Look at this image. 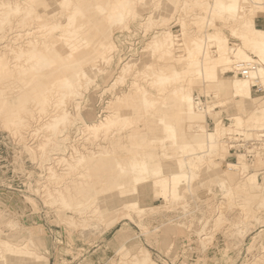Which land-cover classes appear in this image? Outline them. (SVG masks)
Listing matches in <instances>:
<instances>
[{
	"label": "rangeland",
	"instance_id": "rangeland-1",
	"mask_svg": "<svg viewBox=\"0 0 264 264\" xmlns=\"http://www.w3.org/2000/svg\"><path fill=\"white\" fill-rule=\"evenodd\" d=\"M120 1L0 0V264H264V87L208 41L264 0Z\"/></svg>",
	"mask_w": 264,
	"mask_h": 264
},
{
	"label": "bare ground",
	"instance_id": "bare-ground-1",
	"mask_svg": "<svg viewBox=\"0 0 264 264\" xmlns=\"http://www.w3.org/2000/svg\"><path fill=\"white\" fill-rule=\"evenodd\" d=\"M126 2H127V0L119 2L117 7H119L120 9L116 12V16L114 17L116 20H120L122 18L123 12H122L121 8H123L126 5ZM239 2H240L239 0H218L217 3L214 5V7H216V9L218 11L225 12V13H230V14H235V13H237V11L239 12V7H240L239 6ZM252 4H254V3L252 2ZM3 9L1 7V10H3ZM2 12H5V10L2 11ZM7 14H5V15L7 16ZM241 15H242V13H241ZM2 16H4V15H1L0 19H1ZM8 23H9V21H8ZM13 26H14V24H13ZM16 26H17V24H16ZM6 27H7V25H6ZM11 27H12V25H11ZM24 27H25V25H24ZM6 33H8V35H10L9 31L8 32L6 31ZM3 36H4V34H3ZM3 36H2V38H3ZM232 36L242 44L241 47H237V48L235 47L236 49H234V48L231 49L228 46V45H231V43L229 44L228 39L225 38V37L224 38L223 37L220 38V37L213 36L208 41L211 44H213V47H214L213 53L215 54L216 57H219L220 59H226V56H227V54L230 51V53L233 52L235 57L238 58V60L234 63V66L236 65V67L233 66V69L237 70V71H241V74L245 70L244 72H245L246 76L245 75L242 76L245 79H240V80H235V81L230 82L229 87H228L229 88V93L231 95V99L232 98H235V99L237 98V99H239V101H244V103L246 101V103H249L250 99L252 98L251 96H249V93H251V91H252L251 87H254V86H259L260 88L264 87V70L259 69V68L257 69V63L252 61V58L248 55L247 51L250 52L251 54H253L254 57L257 58V61H258V63L260 65L264 66V30L256 29V28H254L253 24H249V25H247L245 27V30H243V32H239V33L232 32ZM2 38H1V41H2ZM5 38H7V37H5ZM11 38H12V40H14L13 39L14 37H11ZM17 38L18 37H16V39ZM155 46H157V44H154V47ZM9 47H11V46H9ZM2 52H3V50H2ZM5 52H7V51L5 50ZM5 52H3V53H5ZM3 53H2V56H3ZM6 54H4V56ZM118 57H119V55H118ZM8 60H10V59L8 58ZM115 60H117V58ZM6 62H8V61L5 58L4 62L2 63L4 65V71L6 69H9V67H11V66L7 67L6 66L7 65ZM86 74H87V72H84V73L81 74V76L85 77ZM158 79H159V77H158ZM58 83L57 84L62 89L70 90V92L74 91L75 81L71 82V80L69 78L64 77L63 79L59 80ZM141 97H144V99L142 98L143 100L146 99L145 95H143ZM179 99L184 104L183 105L184 106L183 109H184L185 113H188V111H190L189 113H191V104H193V103H191L192 99H191L190 95L186 94L185 92H182L180 97H179ZM93 106H94V102L89 104V106L87 108L82 109L81 112H80L86 123H90V122L93 123V124H87V127H97V125L99 123H101L100 122L101 120L98 122V124L95 123V121L98 118V114H97V109H95V107H93ZM252 115H254L253 120H254L255 126L256 125L257 126L258 125L259 126H264V108L253 112ZM232 120L236 124L242 126L241 117L239 115H233L232 116ZM225 133L227 135H232L231 133L229 134L228 132H225ZM257 136L261 137V138H264V133H258Z\"/></svg>",
	"mask_w": 264,
	"mask_h": 264
},
{
	"label": "crops",
	"instance_id": "crops-1",
	"mask_svg": "<svg viewBox=\"0 0 264 264\" xmlns=\"http://www.w3.org/2000/svg\"><path fill=\"white\" fill-rule=\"evenodd\" d=\"M123 36H124V34H122ZM125 37H127V36H125ZM127 45H129V43L127 42ZM121 49H123L124 47L123 46H119ZM124 49H126V47L124 48ZM116 52L114 53V56H113V61L112 62H114V60L116 59ZM143 227H144V225H143ZM144 228H142V230H143ZM149 231V230H148ZM149 253V252H148ZM157 264V263H156Z\"/></svg>",
	"mask_w": 264,
	"mask_h": 264
},
{
	"label": "built area",
	"instance_id": "built-area-1",
	"mask_svg": "<svg viewBox=\"0 0 264 264\" xmlns=\"http://www.w3.org/2000/svg\"><path fill=\"white\" fill-rule=\"evenodd\" d=\"M244 71H245V70H244ZM244 71H243L242 74H241V71H237V70H236V71H234V74L237 73V74H240L241 76H243V75H245V72H244ZM245 76H246V75H245ZM259 88H260V87H259Z\"/></svg>",
	"mask_w": 264,
	"mask_h": 264
}]
</instances>
